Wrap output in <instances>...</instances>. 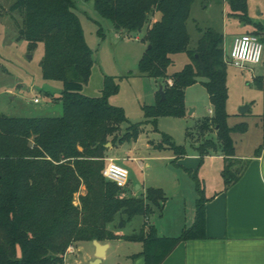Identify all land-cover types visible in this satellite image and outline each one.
<instances>
[{"label": "trees", "instance_id": "16d2710c", "mask_svg": "<svg viewBox=\"0 0 264 264\" xmlns=\"http://www.w3.org/2000/svg\"><path fill=\"white\" fill-rule=\"evenodd\" d=\"M11 12L22 18L20 37L34 50L44 44L42 76L63 85L59 116L9 117L0 114V264H65L68 249L78 242H105L123 239L143 245L145 264H162L182 242L206 237L205 204L197 187L193 225L178 237L160 236L145 224L131 236H120L117 226L137 216L149 217L162 209L166 196L161 189L148 188L145 196H124L120 188L107 181L102 172L112 147L137 140L143 124L161 117H184L185 90L201 82L205 87L213 116L202 121L201 136L206 138L198 152L225 155L222 172L226 187L236 183L248 162L234 159L232 133H245L247 126L229 125L227 66L224 35L213 28L199 29L200 38L190 49L188 30L196 0H12ZM93 2L98 15L109 21L117 33H141L146 49L138 69L141 74L163 85L165 99L144 109L146 122L129 125L121 108L108 99L119 90L112 77H105L101 95L83 93L92 75L93 51L77 14V2ZM229 15L251 24L248 0H226ZM261 28V25L257 26ZM98 34L104 37L102 28ZM257 35V34H255ZM185 53L189 63L169 74L172 56ZM168 80L173 85L168 84ZM256 85L262 86L261 77ZM264 120V119H263ZM204 137V136H203ZM157 149L173 150L185 156L186 149L162 133ZM202 138V137H201ZM263 144L257 150L260 154ZM239 164L237 170L234 166ZM85 193L80 195L81 188ZM79 194L78 198L76 195ZM76 199L78 201L76 202Z\"/></svg>", "mask_w": 264, "mask_h": 264}, {"label": "rangeland", "instance_id": "374dc122", "mask_svg": "<svg viewBox=\"0 0 264 264\" xmlns=\"http://www.w3.org/2000/svg\"><path fill=\"white\" fill-rule=\"evenodd\" d=\"M77 3L76 12L94 58L92 75L83 93L90 97H98L101 95L105 77H112L115 80L119 90L109 97L108 103L124 111L128 119V122L121 125L120 134L124 135L129 125L146 122L145 107L154 106L158 102V82L141 74L138 69V64L148 46V44L145 46L139 39V37L141 39L144 37L146 28L138 34H118L109 21L98 15L92 1L88 3L78 1ZM12 4V0H0V114L9 117L59 116L62 114V105L56 98L60 97L63 85L61 82L48 81L43 78L41 62L44 56V44H39L34 50L29 49L28 42L19 34L22 18L17 12L10 11ZM248 7L251 21L264 24V0H248ZM229 12L226 0H196L187 23L191 35L189 48L196 47L200 38L199 29L213 28L224 35V52L225 56L228 55L234 37L242 32L250 31L253 27V24L240 23L237 18L231 17ZM100 28L105 37L98 34ZM255 34L259 37L264 35V25L258 28ZM172 58L170 74L181 71L189 63V58L185 53L175 54ZM257 72L264 76V68H257ZM227 87L226 110L231 115V124L249 122L251 125L247 137L236 134L234 135L235 141L239 147L248 146L257 136L256 128L250 120V114L264 113V87H258L251 80L248 71L232 65L227 66ZM35 98H38L40 103L35 104L33 102ZM185 105L186 116L158 118L156 131H153L154 125L143 124L142 128L148 131L141 134L138 149H143L148 137L150 140H159L161 133L170 136L176 145L183 146L188 153L196 151L194 148L198 146L196 143L199 140L215 138L216 133L213 127V132H208L203 135L204 137L200 134L203 119L213 116L209 113L210 109L213 110L209 95L201 82L185 90ZM246 105H253L248 117L241 114V109ZM111 147L112 145L108 149ZM123 151L121 145H117L111 154L122 157ZM142 151L141 155L150 157V161L145 164L149 162L152 165V168L146 169L144 173L137 169L135 163H120L129 171L131 184L136 181L139 184L157 187L172 183L171 173L165 166L168 161H159L162 159L158 158L168 153L151 155L145 150ZM180 183L186 188L187 177H180ZM183 191L185 194L184 208L189 212L194 209V202L189 193L185 189ZM168 192V199L173 200L172 204H176L179 199L176 200L175 193L170 189ZM84 193L85 188L83 187L80 195ZM78 196L79 194L76 198ZM141 220V216L136 217L122 228L123 231L127 232L132 227H137Z\"/></svg>", "mask_w": 264, "mask_h": 264}, {"label": "crops", "instance_id": "0c3cea01", "mask_svg": "<svg viewBox=\"0 0 264 264\" xmlns=\"http://www.w3.org/2000/svg\"><path fill=\"white\" fill-rule=\"evenodd\" d=\"M251 24H253V27L250 31L238 35L244 33L255 34L258 30L257 26L264 25L261 22H252ZM118 34L122 33L119 32ZM259 38L262 39L261 41L264 44V35ZM139 39L142 40L140 37ZM143 43L145 46L147 45V43ZM260 68H264V60ZM258 74L264 87V76L259 72ZM257 80L254 81L255 84ZM157 82L159 85V81ZM252 107L253 105H250L247 113L242 115L248 117ZM209 113L213 114V110L210 109ZM263 119L264 113L250 114V120L256 128L257 136L248 146L239 147L234 135L247 137L251 125L249 122L231 124L230 115L229 125L231 127L240 124L247 126L245 133H232L235 143L234 159L239 162H248L240 179L230 187H226L222 175L226 165L225 155L221 152H209L202 157L197 150V147L203 143L202 139L196 143V145L198 144L194 148L196 151L193 153L186 152L185 156L179 157L175 155L173 150L157 149L156 146L161 143V138L150 140L147 133V143L143 146V149L139 150L138 144L140 143L141 134L148 131L142 128L143 131H141L136 141L121 145L122 150H124L122 157L113 156L111 153L115 147H111L106 160L114 159L119 164L135 163L137 169L142 173L146 169L152 168L149 162L145 164V162L150 161V157L141 155L142 150L151 155L167 152V155L158 158L162 159L159 161H168L165 166L171 173L172 182L166 186H146L136 183V181L131 184L129 177L127 189L129 193H126L128 196H145L148 188H155L164 192L166 201L163 203L162 209L155 208L154 213L148 218L141 216L142 220L137 227H132L130 231L126 232L122 228L119 229L118 225L116 233L120 236H131L138 233L145 224H149L156 228L160 236H180L183 229L191 227L195 221L196 204L200 198L197 190L199 186L203 197L207 200L205 204L206 237L182 242L162 264H264V147L257 155V150L264 142ZM153 131H156V129H153ZM160 135L162 136V133ZM238 167L239 164L235 165L234 169L237 170ZM180 177H187L188 184L186 188L181 185ZM169 189L175 193L176 200L179 199L176 204H172L173 200L168 199ZM183 189L189 193L194 202V209L189 212L185 211L184 208L185 194ZM135 218L128 221L124 227ZM99 243L107 245L105 257L100 264H145L144 258L134 257L142 252V243L123 239ZM72 247L74 252L66 254L65 264H91L96 259L97 249L94 241L78 242Z\"/></svg>", "mask_w": 264, "mask_h": 264}, {"label": "built area", "instance_id": "2783aa9c", "mask_svg": "<svg viewBox=\"0 0 264 264\" xmlns=\"http://www.w3.org/2000/svg\"><path fill=\"white\" fill-rule=\"evenodd\" d=\"M263 60L264 44L257 35L249 33L235 36L228 55L225 56V61L228 65L248 71L253 82L260 77L257 68L262 66ZM168 84L172 86L173 82L170 80ZM33 102L35 104L40 103L38 98H35ZM102 174L107 181L114 183L120 188L124 196H128L126 191L130 173L125 167L114 159H108ZM73 252L74 249L71 246L67 253L72 254Z\"/></svg>", "mask_w": 264, "mask_h": 264}, {"label": "water", "instance_id": "95a60500", "mask_svg": "<svg viewBox=\"0 0 264 264\" xmlns=\"http://www.w3.org/2000/svg\"><path fill=\"white\" fill-rule=\"evenodd\" d=\"M150 48H151V46L149 45L148 49H150ZM159 94L161 95V100L163 101L165 99V93L163 91V85L161 82H159ZM248 109H249V105L244 106L241 109V114H246ZM110 146H111L110 144H107V148ZM123 227H124L123 223H120L118 226L119 229H121ZM94 244H95L96 249H97V254H96V259L93 262H91V264H100L101 260L105 257V251L107 249V245H101L98 241H94Z\"/></svg>", "mask_w": 264, "mask_h": 264}]
</instances>
